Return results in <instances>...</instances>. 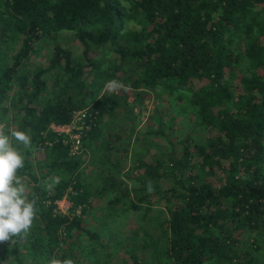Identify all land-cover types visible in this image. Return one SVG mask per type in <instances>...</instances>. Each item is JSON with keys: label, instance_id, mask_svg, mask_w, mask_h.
<instances>
[{"label": "trees", "instance_id": "trees-1", "mask_svg": "<svg viewBox=\"0 0 264 264\" xmlns=\"http://www.w3.org/2000/svg\"><path fill=\"white\" fill-rule=\"evenodd\" d=\"M65 32L79 43L78 57L58 42ZM44 41H54L48 64L25 69ZM110 80L136 95L140 88L162 89L204 131L202 138L176 142L164 134L167 151L131 167L137 201L156 195L144 209L165 211L157 258L165 264H260L254 252L264 250V0H0V119L15 108V130L30 134L31 148L52 141L37 163L46 168L42 177L27 159L18 170L28 178L37 219L26 234L0 243V264H81L80 256L97 252L92 263L102 261L105 248L71 244L83 233L98 240L99 232L84 228L80 216L54 212L67 193L83 214L95 193L81 178L84 158L71 154L49 124L68 123L74 111L87 108L95 120L83 146L97 151L102 117L124 106L121 96L100 94ZM99 160L97 172L104 173L109 165ZM164 178L167 188L159 185ZM128 194L125 187L109 200L106 223L141 208L122 201ZM246 233L254 235L251 249L240 248ZM21 241L30 261L20 256ZM125 264L146 262L129 252Z\"/></svg>", "mask_w": 264, "mask_h": 264}, {"label": "rangeland", "instance_id": "rangeland-1", "mask_svg": "<svg viewBox=\"0 0 264 264\" xmlns=\"http://www.w3.org/2000/svg\"><path fill=\"white\" fill-rule=\"evenodd\" d=\"M58 42L62 47H70L74 51V57L79 56L80 45L77 40L73 39L71 33H60ZM53 45L54 41H44L38 44L37 52L32 55L29 61L25 62V69L34 70L35 65H47ZM50 82H52V79H50ZM49 86L51 87V83ZM138 91L140 94L136 95V91L125 87L113 92L105 85L100 94L102 92L109 95L117 94L121 96L120 100L124 106L116 109L113 115L106 114L102 117L99 126L101 129L100 134L93 143V146H97V151L92 152L89 148L83 146V143L85 145L87 140L83 141V139L88 132L82 135L80 146L77 149H70L71 154L84 158L85 161L80 167L81 178L91 183L95 194L91 198L90 205L85 207L83 214L80 206H72L69 199L70 194L67 193L55 201L54 212L69 217L80 216L82 218L81 225L84 228L90 230V232H99L100 238L98 240H89L85 233L76 235L72 240V245L82 247L84 244L89 243L90 246L96 247L99 251H103L105 248L104 255L101 253L102 261L92 263L97 252L94 255L90 254L85 259L80 256L81 264H125L129 252H134L146 264H165V260L157 258V252L164 244V233L158 222L165 218V211L161 207H153L148 211L144 209L148 202H151V204L156 202V195L148 197L143 202L137 201L140 193L133 191L139 184L136 180L137 171H131V167L137 159L152 163L155 154H158L161 150L167 151L164 134H170L169 138L176 142L186 135L202 138L204 131L197 124L193 113L183 108L182 102L174 101L162 89L147 90L140 88ZM15 110V108H10L6 116L0 119V124L6 125V131L16 129L15 122L18 114ZM159 130H162V135L155 134ZM45 142H50V144H45ZM51 143L52 141L45 140L43 144L41 143L42 145L38 144L32 147L29 154L23 151L25 159L31 162L32 170L38 178L42 177L46 170V168L37 165L38 160L42 159L43 153ZM101 143L109 148L108 152L101 149ZM100 156L103 158L104 163L109 165V169H104V173L97 172ZM27 179V177L21 178L26 189V195L30 188ZM112 180V183L116 184V189L110 187ZM46 181L45 179L44 182ZM159 183L161 188L170 186V182L165 178ZM125 187L129 194L122 201H132L133 204L141 205V208L130 207L126 213L113 216V219L111 217L112 221L106 223L102 216L113 208L109 200L115 198L116 194L122 193ZM71 189L69 186L67 190L71 193ZM97 192L99 194H96ZM72 194H74V191ZM116 206L119 207L120 204H116ZM36 219L35 215L33 221H36ZM253 237V233L243 235L240 248L251 249L253 247ZM152 242L156 243L157 249L149 245ZM67 244H70V242ZM76 251L79 250L76 249ZM85 253L83 252V254ZM254 253L262 259L260 264H264V250L261 249ZM28 254L29 249L21 241L20 256L24 261H30Z\"/></svg>", "mask_w": 264, "mask_h": 264}, {"label": "clouds", "instance_id": "clouds-1", "mask_svg": "<svg viewBox=\"0 0 264 264\" xmlns=\"http://www.w3.org/2000/svg\"><path fill=\"white\" fill-rule=\"evenodd\" d=\"M106 87L115 92L126 86L118 80H110ZM13 140L25 150L31 148L29 133L15 129L6 131V125L0 124V243L21 233L26 234L38 211L36 200L28 199L17 174L24 167L25 156L20 147L13 145ZM147 191H153L150 185Z\"/></svg>", "mask_w": 264, "mask_h": 264}, {"label": "built area", "instance_id": "built-area-1", "mask_svg": "<svg viewBox=\"0 0 264 264\" xmlns=\"http://www.w3.org/2000/svg\"><path fill=\"white\" fill-rule=\"evenodd\" d=\"M94 117L88 113L87 109H80L72 113V118L68 123H50L49 129L57 136H61L63 141L70 145V149H77L80 146L82 135L85 134L94 123ZM50 144V142H45Z\"/></svg>", "mask_w": 264, "mask_h": 264}]
</instances>
